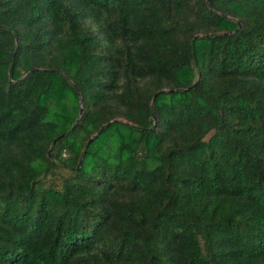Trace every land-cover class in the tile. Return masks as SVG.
I'll list each match as a JSON object with an SVG mask.
<instances>
[{"label":"trees","instance_id":"16d2710c","mask_svg":"<svg viewBox=\"0 0 264 264\" xmlns=\"http://www.w3.org/2000/svg\"><path fill=\"white\" fill-rule=\"evenodd\" d=\"M0 264H264V0H0Z\"/></svg>","mask_w":264,"mask_h":264},{"label":"water","instance_id":"95a60500","mask_svg":"<svg viewBox=\"0 0 264 264\" xmlns=\"http://www.w3.org/2000/svg\"><path fill=\"white\" fill-rule=\"evenodd\" d=\"M81 111H82V107H81V109H80V112H81ZM62 135H63V133H60L59 135H57L56 137H54V139H53V143H55L56 140H57L58 138H60Z\"/></svg>","mask_w":264,"mask_h":264}]
</instances>
